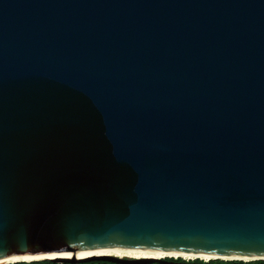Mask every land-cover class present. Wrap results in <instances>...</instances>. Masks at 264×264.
I'll use <instances>...</instances> for the list:
<instances>
[{
  "label": "water",
  "instance_id": "water-1",
  "mask_svg": "<svg viewBox=\"0 0 264 264\" xmlns=\"http://www.w3.org/2000/svg\"><path fill=\"white\" fill-rule=\"evenodd\" d=\"M111 251L264 260V0H0V264H217Z\"/></svg>",
  "mask_w": 264,
  "mask_h": 264
},
{
  "label": "bare ground",
  "instance_id": "bare-ground-1",
  "mask_svg": "<svg viewBox=\"0 0 264 264\" xmlns=\"http://www.w3.org/2000/svg\"><path fill=\"white\" fill-rule=\"evenodd\" d=\"M88 255H113L117 257H129V258H164V257H175V258H184L186 260L189 259H197L201 258L204 260H210L215 259L214 256H194V255H167V254H158V253H146V252H135V251H111V252H96V253H86V254H79L75 255V257H84ZM53 257H61V255L53 256ZM221 259H225V257H222ZM245 260H251V259H245Z\"/></svg>",
  "mask_w": 264,
  "mask_h": 264
},
{
  "label": "trees",
  "instance_id": "trees-1",
  "mask_svg": "<svg viewBox=\"0 0 264 264\" xmlns=\"http://www.w3.org/2000/svg\"><path fill=\"white\" fill-rule=\"evenodd\" d=\"M170 261H179V262H184L185 260L178 258L177 260H174L173 258L169 259ZM197 262H201L202 260H195ZM110 261H104V260H94V261H89V262H83V263H78V264H108ZM212 263H217V264H264V260H256V261H251V262H245V261H222V260H212ZM10 264H61V263H55L52 260H41V261H31V262H16V263H10ZM118 264V263H116ZM151 264H162V263H151Z\"/></svg>",
  "mask_w": 264,
  "mask_h": 264
},
{
  "label": "snow or ice",
  "instance_id": "snow-or-ice-1",
  "mask_svg": "<svg viewBox=\"0 0 264 264\" xmlns=\"http://www.w3.org/2000/svg\"><path fill=\"white\" fill-rule=\"evenodd\" d=\"M225 255V259L226 260H232V259H247V256H243V257H231L227 254H224ZM41 256L40 253H37L35 254L34 256H31V257H28V256H25L24 259L28 260V259H39ZM108 264H116L115 261H111V262H108Z\"/></svg>",
  "mask_w": 264,
  "mask_h": 264
},
{
  "label": "rangeland",
  "instance_id": "rangeland-1",
  "mask_svg": "<svg viewBox=\"0 0 264 264\" xmlns=\"http://www.w3.org/2000/svg\"><path fill=\"white\" fill-rule=\"evenodd\" d=\"M212 260V259H211ZM222 261H232V260H226V259H224V260H222ZM251 261H256V260H245V262H251Z\"/></svg>",
  "mask_w": 264,
  "mask_h": 264
}]
</instances>
